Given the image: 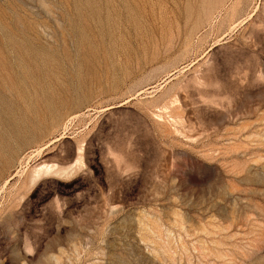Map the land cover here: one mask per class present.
<instances>
[{"label": "rangeland", "instance_id": "rangeland-1", "mask_svg": "<svg viewBox=\"0 0 264 264\" xmlns=\"http://www.w3.org/2000/svg\"><path fill=\"white\" fill-rule=\"evenodd\" d=\"M0 264H264V0H0Z\"/></svg>", "mask_w": 264, "mask_h": 264}, {"label": "snow or ice", "instance_id": "snow-or-ice-1", "mask_svg": "<svg viewBox=\"0 0 264 264\" xmlns=\"http://www.w3.org/2000/svg\"><path fill=\"white\" fill-rule=\"evenodd\" d=\"M193 179H195V178H193Z\"/></svg>", "mask_w": 264, "mask_h": 264}]
</instances>
